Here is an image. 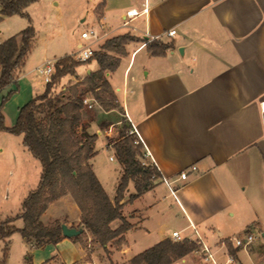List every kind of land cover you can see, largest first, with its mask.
<instances>
[{
  "label": "crops",
  "instance_id": "0c3cea01",
  "mask_svg": "<svg viewBox=\"0 0 264 264\" xmlns=\"http://www.w3.org/2000/svg\"><path fill=\"white\" fill-rule=\"evenodd\" d=\"M141 1L94 0L90 23L95 26L90 27L98 39L91 42L92 51L113 38L127 36V41L109 52L116 67L105 73L117 107L106 110L94 103L85 108L80 130L92 135L93 128L95 139L103 136L112 148L122 126H129L126 134H133V126L145 161L159 177L138 198L121 200L122 215L131 225L123 234L125 242L114 252L109 244L106 249L95 245L92 252L100 250L108 264H113L112 257L125 263L178 231L198 248L171 264H201L196 232L224 263L230 254L227 243L237 250L225 221L235 210L245 211L250 219L244 223L251 221L261 236L264 233V213H259L264 211V0H147L146 15L126 18L127 10L141 9ZM169 30L175 33L168 36ZM151 41L169 48L163 55H152L146 48ZM83 64V70L61 79L60 91L99 69L94 59ZM23 68L14 83L0 91V99L13 91L1 109L6 127L15 124L25 103L44 91L33 69ZM85 97L92 98L88 91ZM182 171L187 172L185 179L179 178ZM163 178L175 189L176 199ZM55 215L70 227L80 221L69 194L52 202L41 220L46 224L44 217L50 222ZM85 232L90 246L92 236ZM151 234L152 243L141 250L138 242ZM86 249L65 237L38 247L47 254L45 264H105L102 257L93 262ZM233 258L241 264L236 251Z\"/></svg>",
  "mask_w": 264,
  "mask_h": 264
},
{
  "label": "trees",
  "instance_id": "16d2710c",
  "mask_svg": "<svg viewBox=\"0 0 264 264\" xmlns=\"http://www.w3.org/2000/svg\"><path fill=\"white\" fill-rule=\"evenodd\" d=\"M32 1L0 0V21L4 16L28 18L24 10ZM35 37L34 28L28 25L0 42V91L16 80ZM125 41L127 36L113 38L102 49L92 51V56L85 62L94 59L99 69L65 91L59 90L61 79L73 75L76 67L85 62H78L71 55L56 59L50 82L45 84L40 95L32 97L19 109L16 122L11 127L5 126L1 109L13 91L0 99V131L21 136L22 145L41 166L38 184L22 201L20 213L0 221V239L19 232L25 241L35 247L55 245L64 238L61 234L62 223L54 220L51 224H45L41 217L52 202L69 194L80 212L76 228H84L81 234L73 237L74 241L80 242L82 237H86V230L92 236L91 243L104 249L108 244L119 248L125 242L123 234L131 225L122 215L123 193L128 183L133 182L135 192L128 201L138 198L151 187L152 180L159 177V172L145 161L142 144L134 143V135L126 134L129 126L123 125L118 140L112 142L122 175L116 195L110 200L89 162L96 135L80 130L83 111L87 108L82 103L83 98H87L86 91L91 94V105L96 103L106 110L117 107L115 94L105 73L116 67L109 52L119 49ZM146 48L152 55L160 56L169 45L151 41ZM81 85L86 86L85 90L79 89ZM17 218L22 219V228L11 224ZM116 221L119 224L113 227ZM80 244L83 245L82 242ZM226 246L229 255L234 257L236 250L229 243ZM197 248L195 241L185 239L173 242L164 239L133 256L128 264H171ZM0 264H4V259L0 258Z\"/></svg>",
  "mask_w": 264,
  "mask_h": 264
},
{
  "label": "rangeland",
  "instance_id": "374dc122",
  "mask_svg": "<svg viewBox=\"0 0 264 264\" xmlns=\"http://www.w3.org/2000/svg\"><path fill=\"white\" fill-rule=\"evenodd\" d=\"M93 4L94 0H33L24 10L28 18L2 17L0 41L16 35L28 25L34 28L36 37L33 47L25 59L23 70L33 69L34 78L44 89L45 83L35 70L36 66L45 58L56 60L63 55H73V52L77 51L76 44L78 42L87 44L79 35L83 29L89 28L91 25L95 26L94 23H90ZM81 19L83 22L80 23ZM85 66L83 63L79 64L76 71L83 70ZM88 67L91 66L88 65ZM91 130L96 134L93 128ZM89 162L104 187L106 195L114 199L122 175L121 167L115 158L113 149L107 148L103 136H97L95 139L93 156ZM40 172L39 161L23 148L21 136L0 131V221L20 213L21 203L28 193L36 188ZM261 174L264 181V172ZM134 192L133 183L129 182L122 200L126 198L128 201ZM125 211L127 216L128 210L125 209ZM235 211L234 217L225 220L230 240L232 242L234 239L244 240L247 233L253 236L250 245L237 247V259L241 264H264V239L259 230L250 224L251 221L244 223L250 219L245 211ZM259 213L263 215L264 211ZM54 219L60 221L64 218L55 215L50 222L47 221L46 216L43 220L46 221V224H51ZM11 224L16 228L23 227L21 218L15 219ZM171 229L172 225L170 224L167 228L169 234ZM190 233L189 230L182 235ZM152 237L153 234L142 236V241L138 242L143 247L141 250L145 249V243L148 242L147 245L152 243L150 242ZM80 242L84 246L86 245L88 257L93 262L97 263L99 257H102L103 262L108 264L104 253L101 255L100 250L92 252L95 245L90 242L89 246L86 237H82ZM83 245L81 247L85 249ZM96 247L98 246L96 245ZM110 248L111 252H114V246L110 245ZM44 254L31 242L25 241L19 232H14L8 238L0 239V258L4 259V264H42L47 258V254ZM111 259L114 260L113 264H128V262L122 263L114 257ZM234 260L236 261L235 258Z\"/></svg>",
  "mask_w": 264,
  "mask_h": 264
},
{
  "label": "built area",
  "instance_id": "2783aa9c",
  "mask_svg": "<svg viewBox=\"0 0 264 264\" xmlns=\"http://www.w3.org/2000/svg\"><path fill=\"white\" fill-rule=\"evenodd\" d=\"M140 6H141L140 10H136V9L127 10L125 13L126 18L132 19L141 14L146 15L148 12L147 0H142L140 3ZM124 23L126 24L127 21ZM174 33H175V30H169L167 31L166 34L168 36H172ZM79 37L85 40L87 44L80 43L77 48V51L72 56L78 62H85L87 59H89L92 56V49H91L90 44L91 42L96 41L98 39V34L94 27H89V28L83 29L80 32ZM55 62L56 60L45 59L36 67V71L38 75L42 77L43 82L45 84L50 82L51 80V77L54 72ZM82 103L88 108H91L92 106L91 99L89 98H83ZM130 133H133L136 135L134 143H138V142L142 143L141 137L135 132V129L133 126L131 127ZM191 169L194 170L195 167H192ZM186 176H187V172L185 171H182L179 173L180 179H185ZM163 182L168 186L170 194L176 199L175 189L171 186L170 182H168L164 178H163ZM195 235L198 241H200V245H201V253H202L201 264H236L234 258L230 255L226 257L224 263L219 262V260L210 250V248L201 242L196 232H195ZM170 239L173 242H181L185 238L182 237L178 231H173L171 233ZM252 241H253V236L250 233H247L246 236L244 237V240L234 239L232 244L234 247H239V246L246 247L250 245Z\"/></svg>",
  "mask_w": 264,
  "mask_h": 264
},
{
  "label": "water",
  "instance_id": "95a60500",
  "mask_svg": "<svg viewBox=\"0 0 264 264\" xmlns=\"http://www.w3.org/2000/svg\"><path fill=\"white\" fill-rule=\"evenodd\" d=\"M83 231V227L79 226L77 228L67 226L66 224H61V234L65 238H73L75 236H78ZM262 238L264 239V233L262 234Z\"/></svg>",
  "mask_w": 264,
  "mask_h": 264
}]
</instances>
